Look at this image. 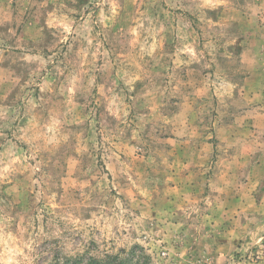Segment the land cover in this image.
<instances>
[{
    "label": "rangeland",
    "instance_id": "obj_1",
    "mask_svg": "<svg viewBox=\"0 0 264 264\" xmlns=\"http://www.w3.org/2000/svg\"><path fill=\"white\" fill-rule=\"evenodd\" d=\"M264 264V0H0V264Z\"/></svg>",
    "mask_w": 264,
    "mask_h": 264
},
{
    "label": "trees",
    "instance_id": "obj_2",
    "mask_svg": "<svg viewBox=\"0 0 264 264\" xmlns=\"http://www.w3.org/2000/svg\"><path fill=\"white\" fill-rule=\"evenodd\" d=\"M93 264H95V263H93Z\"/></svg>",
    "mask_w": 264,
    "mask_h": 264
}]
</instances>
